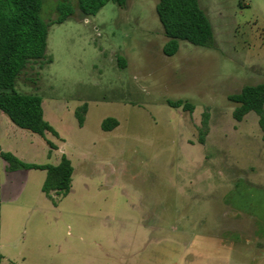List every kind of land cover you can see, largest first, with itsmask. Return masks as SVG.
<instances>
[{
	"label": "rangeland",
	"instance_id": "1",
	"mask_svg": "<svg viewBox=\"0 0 264 264\" xmlns=\"http://www.w3.org/2000/svg\"><path fill=\"white\" fill-rule=\"evenodd\" d=\"M61 1L42 0L47 22ZM71 1L74 15L50 25L47 59L17 82L43 99L60 149L16 126L2 144L38 165H58L63 149L72 192L48 198L44 170H26L16 198L0 191V264H264L263 134L229 100L264 83V0H198L213 45L180 41L171 57L159 0L109 2L94 16ZM178 100L193 113L169 106ZM107 118L120 125L102 130Z\"/></svg>",
	"mask_w": 264,
	"mask_h": 264
},
{
	"label": "trees",
	"instance_id": "2",
	"mask_svg": "<svg viewBox=\"0 0 264 264\" xmlns=\"http://www.w3.org/2000/svg\"><path fill=\"white\" fill-rule=\"evenodd\" d=\"M128 0H78L79 10L85 16L96 15L107 3L114 2L124 7ZM42 0H0V111H3L19 128L42 137L53 150L58 147L46 138L47 133L59 137L58 132L45 120L43 99L37 94L18 91L17 82L21 74L33 62L47 59L49 28L62 24L75 13L71 0H62L57 6L59 16L47 22L42 16ZM156 12L168 38L163 52L174 56L180 48V41L195 46L210 47L214 42V31L207 14L198 0H159ZM52 62L51 59H49ZM121 66L126 62L119 60ZM236 104L233 117L241 122L250 112L259 117V126L264 140V83L247 85L239 93L229 96ZM172 108H183L191 114L193 105L181 100L172 102ZM86 105L75 112L82 127L87 113ZM120 125L115 118L102 122V130L109 132ZM203 127H208V114L204 115ZM206 131L200 132V143H205ZM0 157L9 165L11 172L20 170H44L47 172L42 192L50 199L52 193L66 197L72 189L74 167L63 154L58 165L26 163L11 152H0Z\"/></svg>",
	"mask_w": 264,
	"mask_h": 264
},
{
	"label": "crops",
	"instance_id": "3",
	"mask_svg": "<svg viewBox=\"0 0 264 264\" xmlns=\"http://www.w3.org/2000/svg\"><path fill=\"white\" fill-rule=\"evenodd\" d=\"M15 126L18 127L17 125H15L11 121V119L8 117L7 114H5L3 111H0V152H11L15 156H17V157L19 156L20 157V154H19L18 150H15L14 148H4L5 146H3L4 144H2V136H3L2 134H4V135L7 134L8 135V130L11 131V129L17 130V129H15ZM20 130H23L22 131V132H24L23 134H25L28 137L32 138L33 141H37L38 140L37 137H39V135L34 134V133H32V132H30L28 130L21 129V128H20ZM40 138H42V137H40ZM46 138L48 140H50L49 139V133L46 134ZM55 145L58 147V149H56V150H59L60 147L57 144H55ZM51 150H53V149H51ZM61 152H62V155L63 154L66 155V153H65V151L63 149L61 150ZM60 160H61V158H60ZM0 162H2L1 164H2V171H3V182H2V184L0 186L1 194L8 200L16 198L20 194V191H22L21 189H22V186H23V182H24L25 178L28 176V174L26 173V170H20V171H15V172L9 171L8 170V167H9L8 163L6 161H4L1 157H0ZM71 192H72V189H71ZM52 196L53 197L54 196L57 197V194L53 192ZM58 196H60V195H58ZM249 249H253V247L245 249L244 251H246V250L248 251ZM1 258H3V257H1Z\"/></svg>",
	"mask_w": 264,
	"mask_h": 264
}]
</instances>
